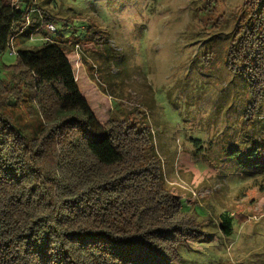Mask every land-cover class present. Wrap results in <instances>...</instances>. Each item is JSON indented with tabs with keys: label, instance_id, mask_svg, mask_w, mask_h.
I'll return each instance as SVG.
<instances>
[{
	"label": "trees",
	"instance_id": "1",
	"mask_svg": "<svg viewBox=\"0 0 264 264\" xmlns=\"http://www.w3.org/2000/svg\"><path fill=\"white\" fill-rule=\"evenodd\" d=\"M244 11L226 66L247 84V118L264 99V0ZM54 21L34 0H0V56ZM1 69L0 264H180L203 231L166 188L151 131L99 123L57 42ZM232 219L221 215L225 234Z\"/></svg>",
	"mask_w": 264,
	"mask_h": 264
},
{
	"label": "rangeland",
	"instance_id": "2",
	"mask_svg": "<svg viewBox=\"0 0 264 264\" xmlns=\"http://www.w3.org/2000/svg\"><path fill=\"white\" fill-rule=\"evenodd\" d=\"M34 1L56 31L18 36L13 49L61 44L99 123L151 131L166 188L203 231L178 247L180 264H264V99L246 118L247 84L226 66L246 0ZM14 62L1 54V77Z\"/></svg>",
	"mask_w": 264,
	"mask_h": 264
},
{
	"label": "built area",
	"instance_id": "3",
	"mask_svg": "<svg viewBox=\"0 0 264 264\" xmlns=\"http://www.w3.org/2000/svg\"><path fill=\"white\" fill-rule=\"evenodd\" d=\"M10 3H11V5L12 6H14V7H18V0H10ZM43 31H45L46 33H48V34H53L55 31H56V29H55V27L53 26V24L52 23H47V24H43V25H41L38 29H36L34 32H32L31 33V35L30 36H32L34 33H36V32H43ZM29 36V37H30ZM45 41L46 42H50V43H54L49 37H45ZM10 54L11 55H15L16 54V51L13 49V47H12V44H11V46H10Z\"/></svg>",
	"mask_w": 264,
	"mask_h": 264
}]
</instances>
